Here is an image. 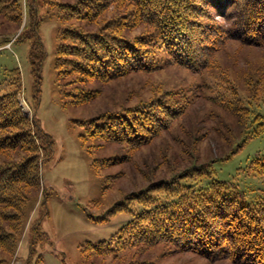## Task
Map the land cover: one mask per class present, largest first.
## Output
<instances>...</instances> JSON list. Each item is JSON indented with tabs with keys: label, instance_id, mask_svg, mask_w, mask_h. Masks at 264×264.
<instances>
[{
	"label": "rangeland",
	"instance_id": "1",
	"mask_svg": "<svg viewBox=\"0 0 264 264\" xmlns=\"http://www.w3.org/2000/svg\"><path fill=\"white\" fill-rule=\"evenodd\" d=\"M20 1V22L9 19L18 10L0 13V82L4 89L19 86L20 105L30 119L36 117L51 144L40 168L42 185L25 206L16 253L0 247L1 264H142L145 259L155 264H237L205 256L204 244L197 242L136 245L115 260L87 258L84 247L115 239L132 218L129 210L143 209L138 197L144 200L148 189L163 201L175 182L191 172L200 178L213 163V176L239 184L248 198L264 192V179L252 170L254 159L264 154V124L255 122L253 135L226 159L246 136L250 109L264 116V46L224 38L232 20L219 8H208V15H200L188 31L199 43L197 58L181 63L174 58L179 47L168 52L171 43L162 45L159 38L154 42V24L139 14L132 0H84L77 8L62 3L76 0ZM73 28L90 31L85 36L102 59H86L85 52L72 45L78 43L75 39L67 47L78 55H69V66L60 73L58 46L71 41L65 33ZM38 34L44 55L34 64L33 39ZM101 38L111 47L135 41L140 49L133 56L146 54L148 65L138 68L139 61L129 70L137 66L135 60H120V69L127 71L98 76L110 60L100 49ZM216 43L219 47L209 49L211 56L204 59V47ZM16 70L20 79L14 87L9 83ZM75 91L83 101H72L67 93ZM159 103L181 110L148 144L132 147L96 140L90 145L81 137V121L109 113L133 115V109L143 108L165 119L166 108ZM97 158L108 159L106 167L100 170Z\"/></svg>",
	"mask_w": 264,
	"mask_h": 264
},
{
	"label": "trees",
	"instance_id": "2",
	"mask_svg": "<svg viewBox=\"0 0 264 264\" xmlns=\"http://www.w3.org/2000/svg\"><path fill=\"white\" fill-rule=\"evenodd\" d=\"M81 1L84 0H76L74 4L67 1L62 3L77 8ZM132 1L137 6L136 10L139 14L154 24V42L159 38L162 45L171 43L174 47L167 50L168 52L179 47L174 58L181 63H190L195 57L197 58L195 48L199 43L188 31L195 27L194 22H197L200 15L204 17L208 15V8H219L222 16L232 20V25L224 31L225 36L222 35L224 38L231 37L232 40L244 44L264 46V0ZM19 2L21 1L0 0V13L18 10L19 13H13L12 18L9 19L12 22H20ZM227 8L228 13L225 12ZM201 10L204 11L200 12ZM87 33L90 31L75 28L65 33V37H69L71 41L62 42L64 47L58 46L57 66L60 73L65 72L66 66H69L67 57L78 55L77 50L75 52L74 49L67 47L75 39L78 43L72 45L75 49L81 48L85 52L82 56L86 59L91 56L94 60L97 58V61L102 59L100 51L93 49V43L85 36ZM181 38L185 40L182 41ZM101 41L100 49L110 60H107L106 67L101 69L102 73H98V76L110 78L112 75L127 71L120 69V60L126 64L135 62L137 66L129 70L137 68L139 61L138 68L148 65L146 54L138 53V58L137 54L133 56L134 51L140 49L135 41L114 42L112 47L111 44L105 43L103 38ZM210 42L214 43L216 40ZM218 47L219 43L213 47L206 45L204 59L210 58L209 49L214 50ZM67 48H70V51ZM43 55L44 44L38 34L33 39L32 56L33 59L36 58L34 64L40 62ZM87 71L97 75L94 70L87 69ZM19 79L20 72L16 70L9 85L15 87L14 83ZM18 90L19 86L12 90L4 89L0 82V247L8 250L10 255L16 253L19 239L23 234L25 206L42 185L40 168L47 156V145L51 144L50 137L39 126L36 117L30 119L24 112L17 97ZM67 94L72 96L73 102H81L84 99L78 97L79 92L76 91ZM163 104L159 103V107L162 105L166 108L165 119L155 113L148 114L150 110L136 108L133 109L135 112L133 115L122 111L81 121L80 125L84 129L81 137L85 143L90 141V145H94V141L97 140L105 144L116 142L141 147L148 144L157 132L160 133L171 124L175 113L181 110L180 108L171 110L169 104ZM250 111L252 119L245 129L246 136L226 159L236 153L248 137L253 135L250 130L255 122L259 121L262 126L264 124V116L260 110L255 112L250 109ZM254 131L260 133L261 129ZM96 160L100 170L106 167L105 161L108 159ZM213 165L200 178L198 174L191 172L183 181L175 182L169 189V196L163 201L151 195V190L148 189L150 195L147 193L144 200L138 197L143 209L129 210L132 218L121 228L115 239L113 236L110 240L98 244L90 243L84 247L87 258L105 259L112 256L115 260L120 258L121 252L136 245L145 247L160 244L162 241L176 240L183 244L188 242L187 245L194 242L204 244L201 251L212 259L229 258L237 264H264V192L257 198H248L239 184L215 178ZM252 170L264 179V154L254 159ZM107 178L110 180L109 176ZM114 209L109 212H113ZM5 224L8 226L6 227ZM3 261L4 259L0 258V264ZM142 264L155 263L145 259Z\"/></svg>",
	"mask_w": 264,
	"mask_h": 264
}]
</instances>
